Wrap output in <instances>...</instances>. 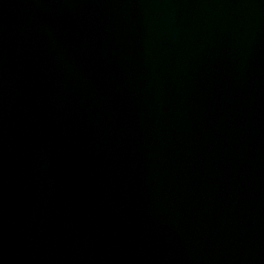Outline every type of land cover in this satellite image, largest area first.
<instances>
[{
    "label": "water",
    "instance_id": "obj_1",
    "mask_svg": "<svg viewBox=\"0 0 264 264\" xmlns=\"http://www.w3.org/2000/svg\"><path fill=\"white\" fill-rule=\"evenodd\" d=\"M0 264H264V0H0Z\"/></svg>",
    "mask_w": 264,
    "mask_h": 264
}]
</instances>
